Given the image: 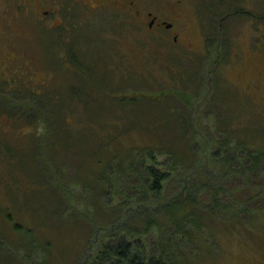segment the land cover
<instances>
[{"label": "trees", "instance_id": "16d2710c", "mask_svg": "<svg viewBox=\"0 0 264 264\" xmlns=\"http://www.w3.org/2000/svg\"><path fill=\"white\" fill-rule=\"evenodd\" d=\"M73 54L79 62L66 72L59 59L36 63L49 69L36 72L41 73L36 83L31 76L17 77L22 65L9 67L8 81H18L15 89L23 94L14 97L1 82L0 100L22 105L25 113L9 111L8 116L18 127L32 129L12 143L15 149L10 140L2 144L0 153L40 185L34 192L43 197L38 207L43 214L53 213L61 223L70 218L72 226L80 224L79 213L89 223L74 264H228L234 240L264 255V110L258 102L264 97V74L251 82L226 80L232 70L226 50L213 47L201 62L176 71L179 91L151 88L149 69L134 73L137 93L123 96L122 86L111 85L112 63L99 67L85 62L86 50ZM68 84L66 93L62 87ZM24 159L28 165L21 168ZM72 169L76 180L69 186ZM53 182L67 194H62L65 205ZM35 195L28 206L13 204L28 225L2 212L14 221L8 233L18 237L14 242L0 231V261L9 250L18 264H61L53 258V242L42 246L26 229L39 218L33 211ZM36 227L54 231L51 222ZM8 241L18 248L11 249Z\"/></svg>", "mask_w": 264, "mask_h": 264}, {"label": "flooded vegetation", "instance_id": "af4514ba", "mask_svg": "<svg viewBox=\"0 0 264 264\" xmlns=\"http://www.w3.org/2000/svg\"><path fill=\"white\" fill-rule=\"evenodd\" d=\"M13 14L17 22L26 18L27 24L21 25L24 30L21 32L40 50L42 55L35 57L37 62L54 64L61 56L73 69L79 62L73 58L74 49L86 50L88 58L91 49L105 46L117 49L114 64L118 66L119 78L112 80L111 85L114 88L122 86L119 94L123 96L136 92L133 65L140 64L147 72L146 66L153 60L165 66L173 57L189 64L204 60L213 47L226 50V62L232 69L231 74L238 79L251 82L264 74V0H0V23ZM39 22L44 25H36ZM2 30L0 26V66L3 65V70L15 64H33L34 58L25 59L17 54L16 43L10 47L3 41ZM47 41L54 46L50 47V60L46 57V53L49 54ZM26 55L29 56L28 52ZM196 55L199 58H195ZM88 58L85 62L91 63ZM250 65L247 70L246 66ZM122 68L125 71L120 73ZM254 71L257 72L248 74ZM81 72L87 76L86 71ZM18 73L17 77L21 78L23 73ZM9 81L6 90L16 98L21 97L23 93L15 89L18 81L14 85L11 78ZM123 81L125 88L120 85ZM1 91L0 87V94ZM32 92L39 93V90ZM114 92L112 89V95ZM55 96L53 83V104ZM9 111L25 113L22 105L11 107L0 100V114H6L8 122L11 120L7 115ZM29 126L32 129V125ZM6 127L9 125L3 123L0 130ZM7 140L0 138V144Z\"/></svg>", "mask_w": 264, "mask_h": 264}, {"label": "rangeland", "instance_id": "374dc122", "mask_svg": "<svg viewBox=\"0 0 264 264\" xmlns=\"http://www.w3.org/2000/svg\"><path fill=\"white\" fill-rule=\"evenodd\" d=\"M9 10H10V12H13L11 7H9ZM8 14H11V13H8ZM15 17L16 16H14V14H13L12 16H6V18L2 19L0 26H2L4 28V32H3L4 33V40L3 41L6 42L10 47L13 45V43H16L19 47L17 54L23 55L25 59L29 58V57L34 58L33 64L31 62H30L31 64H27V63H25V61H23L25 64H23L21 66L20 71L23 73V77L27 76L29 78L31 76L33 79V83H36L38 81V79L41 77V73H36V72L37 71L41 72V71H45V70L49 72V69L45 68L46 67L45 65L36 64L38 62L35 60V57H40L42 54H41L40 50L37 48V45H35L33 43V41L26 39L25 38L26 34L21 32V31H24L22 29L21 25L24 23L27 24L26 18H21V20H19L17 22V21L13 20ZM15 20H17V19H15ZM36 25H44V23L39 22ZM46 43L48 45L47 47L49 50V54L46 53V57H47V60H50V56H51L50 47L53 49L54 46L50 45L49 41H47ZM27 52H28L29 56L26 55ZM115 52H118V50L116 49V51H115L113 48L111 49V48L105 46L104 48H100L99 50L91 49L89 51V58H88V56H87V58L94 65L99 63L98 64L99 67L104 66L106 62L112 63L113 64V65H111L112 68L111 67L110 68L112 70L115 69V72L111 73V75H114L113 76L114 78H112V80H113V79L117 78L116 72H117V67H118L117 65L114 64V62H115L114 59L117 57ZM169 57H171V56H169ZM19 58H22V57H19ZM61 58L62 57L60 56L59 60L62 63L63 69L66 72L67 69L70 68V66L68 64H65ZM195 58H199V57L196 55ZM138 59H139V57H138ZM172 59L173 58H169V63H167L168 65H165V66H159L153 60L151 63H149V65H147L148 70L151 69V71H149L148 73L145 72V70L143 69V66H141L140 64L133 65L135 68L134 73H143V74L146 73L147 75H153V77H152L153 81L149 82V84L152 85L151 88L160 86V88H163L166 90H171L174 87H176L174 90L179 91V89H180L179 79L180 78L177 75L176 71L178 69H180L181 66L185 67L188 63H183L182 60L177 59V58L174 60H172ZM201 61L198 60L195 62L199 63ZM42 62L43 61H40V63H42ZM138 63H139V61H138ZM47 64H49V63H47ZM167 66H169V67H167ZM10 68H11V70H13L12 66ZM124 71H125V69L122 68L120 73H122ZM8 72H10V71H8V69L3 70V65L0 66V81L7 82L8 78H9ZM95 73L97 74L96 70H95ZM233 73H235V72H233ZM65 74H68V72ZM108 74L109 73L107 72L106 75H108ZM56 76L61 77L58 75H56ZM227 76H229V77H227L226 80H228L229 78L234 79V80L236 79V76H233V74H231V72L229 74H227ZM97 77L99 78L100 75H96V78ZM118 77H119V75H118ZM62 78L65 81L67 78L69 80V77L67 75H65ZM191 78L197 79L196 77H191ZM102 80H107V78L103 77ZM242 80H240V81H242ZM246 80L248 81V79H246ZM74 81H75L74 83H76L75 79H74ZM236 81H235V83H236ZM194 82L198 83L199 81L198 82L194 81ZM235 83L233 82L234 86L237 84V83L236 84ZM159 84H161V85H159ZM69 86H70V84L64 85L62 87V89L65 90L66 93H69V92H71L69 90ZM143 88H144V86H143ZM194 88H195V86H194ZM147 89H150V88H147ZM263 92H264V89H263ZM175 96L179 97V95H175ZM249 100L251 101L252 98H249ZM258 102H260V105H261L262 109L264 110V97L259 99ZM77 108L81 109V106L78 105ZM7 115L10 116L9 112L7 113ZM5 116H6V114L4 116H2L0 114V125H3V123H4L6 125H9V128L6 127L5 130H0V138L8 139L7 142H9V140H10V142H11L10 147L15 149L17 145L12 144V143H14V142L16 143L17 140H20V139L23 140V137H25V136H23L22 134L27 133L28 130L30 131V129L28 126L25 128L24 127L23 128L18 127L20 125L18 124L17 121H14V120H10L8 122L6 120ZM12 118H14V117H12ZM111 121H117V120L113 119ZM117 123H118V125L121 124L120 122H117ZM21 125H26V124H24V122H22ZM18 143L21 144L23 142L20 141ZM0 146H1L0 149L5 148L4 145H2V144H0ZM19 149H20V147L17 148V150H19ZM1 157H2V154L0 153V231H1V235L3 236V238H7L10 236L15 242V238H17L18 236L14 235V234H13L14 235L13 236V235H10L8 233L10 230L9 227L12 230H14L13 229L14 221L13 220L11 222L8 221L6 216H3L2 212L7 211L8 214L13 213L15 222H18V221L22 222L24 220L23 222L26 225H28L27 220L24 219V216H23L24 214H22L20 207L15 209L13 204H15L17 206H23L25 203V205L28 206L29 203H31L30 198L35 195L36 192H34V191L37 188H39L40 185L35 184V182H33V180L31 179V177L28 173L24 172L23 170H19L17 168V165L15 166L13 161H11V163H10V161L8 160L9 158L6 155L2 158ZM2 159H5L7 161H4ZM20 162H19V166L21 168L27 167L28 160H26V159L22 160L21 165H20ZM71 171H73V174H72V172L67 173L68 174L67 178L69 180V186H72L74 181L76 180L75 177L73 176L75 174L76 170L72 169ZM36 175H39V174L37 173ZM34 177H36V176H34ZM53 185L54 186H52V187H53L54 192L61 195V200H62V194H63V192L65 193V191L62 189H61L62 191H60V189L57 186H55L54 182H53ZM52 187L50 189H52ZM66 188H68V187H66ZM47 190H49V189H47ZM56 195L57 194H53L54 201H55ZM65 195H67V194L65 193ZM33 200L36 204V206L33 210L34 215L37 214V216H39V218L36 220L35 224H33V225H35V227L34 226H28L26 229L29 230L31 233H34L33 235L39 238L36 240L39 241L40 245H42V246H45L48 241L53 242V248H51L52 252H53V254H52L53 258H57L61 264H74V262H76V259H78L81 256V254L83 253V248L86 244L87 236L89 235L87 233L90 231L89 230L90 229L89 223L86 222L83 218L81 219V217H78L79 213H77L75 215V217L80 220L79 225L74 224V225L70 226V223H69V222H71L70 218H67L68 219L67 223L65 220H64L65 222L62 221V223H61L57 219V217L54 218L53 213L51 214V213L47 212V213L43 214L41 212V210L39 209L40 208L39 205H40L41 201L43 200V197L41 195H39V194L35 195V198ZM73 201H74V204L79 205V200L73 199ZM61 204L65 205L66 203L63 201V203H61ZM43 205H44V202H43ZM30 208H32V207L30 206ZM40 222H44L46 224H49L51 222V226L53 227L51 229L54 231H51L49 234H47L44 232L47 230H38V228L36 226H39ZM64 224H66V225L64 226ZM55 229H57V230H55ZM23 239L28 240L29 238L23 237ZM9 247H11V249L12 248H18L17 246L13 245L10 242H9ZM13 256L10 254V251L7 250L2 256V259H1L2 263L0 261V264H7L6 260L9 261L10 264H12L16 260V258ZM227 260H228V264H258V263L264 264V255H262L261 252L256 251L251 246L250 243H244L243 244V243H240V242L234 240V241H231V243H230V246L228 249ZM19 261L20 260H16L14 262V264H18L17 262H19ZM54 262H56V261H54ZM56 263H58V262H56Z\"/></svg>", "mask_w": 264, "mask_h": 264}, {"label": "bare ground", "instance_id": "6f19581e", "mask_svg": "<svg viewBox=\"0 0 264 264\" xmlns=\"http://www.w3.org/2000/svg\"><path fill=\"white\" fill-rule=\"evenodd\" d=\"M58 48V47H57ZM78 175V174H77Z\"/></svg>", "mask_w": 264, "mask_h": 264}]
</instances>
